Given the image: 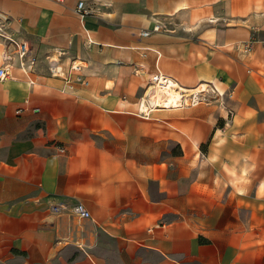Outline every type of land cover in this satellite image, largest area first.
Wrapping results in <instances>:
<instances>
[{"label": "crops", "instance_id": "1", "mask_svg": "<svg viewBox=\"0 0 264 264\" xmlns=\"http://www.w3.org/2000/svg\"><path fill=\"white\" fill-rule=\"evenodd\" d=\"M0 13V264H264V0ZM75 58L68 90L48 66ZM156 72L205 100L148 108Z\"/></svg>", "mask_w": 264, "mask_h": 264}, {"label": "built area", "instance_id": "2", "mask_svg": "<svg viewBox=\"0 0 264 264\" xmlns=\"http://www.w3.org/2000/svg\"><path fill=\"white\" fill-rule=\"evenodd\" d=\"M82 1H78L76 5V11L81 15L85 14V11L82 9ZM0 20H6L5 17L0 13ZM160 29L159 23H157L152 30L158 31ZM2 26L0 25V32ZM141 35L145 36L149 34V31H141ZM15 47L17 48V56L19 59L23 60L26 56L29 55L30 49L26 43H16L14 42ZM30 63H34V58L30 57ZM83 64L81 61H78L76 58L71 59L67 68L63 69L58 63L57 60H51L48 66L49 76L61 79L66 88L71 90L74 83H79L81 85H88L89 81L87 76L83 73ZM9 76V69L7 66L0 67V80H3ZM29 83L33 84L32 80H29ZM149 84L152 89L159 91L158 99L153 101V106H165V107H181L196 105L198 102L205 100L204 93L206 92L205 85H198L193 88H185L180 86L174 79L169 77L166 74L161 72H156L151 75L149 79ZM148 102V101H147ZM148 104V103H147ZM53 211L59 209L58 205L51 206ZM73 212L82 217L88 218L90 216L88 210L81 203H76L73 206Z\"/></svg>", "mask_w": 264, "mask_h": 264}, {"label": "bare ground", "instance_id": "3", "mask_svg": "<svg viewBox=\"0 0 264 264\" xmlns=\"http://www.w3.org/2000/svg\"><path fill=\"white\" fill-rule=\"evenodd\" d=\"M150 89H151V88H150ZM149 93H150V94L148 95L149 97L147 96V97H148V106H149L150 108H153V107H154V106H153V105H154V104H153V101H155L154 97L157 96V95H159V91L154 90V89H151ZM155 98H157V97H155ZM145 105H147V104L142 103V105L140 106L142 110L146 109V108H143V107H145ZM140 107H139V108H140Z\"/></svg>", "mask_w": 264, "mask_h": 264}, {"label": "rangeland", "instance_id": "4", "mask_svg": "<svg viewBox=\"0 0 264 264\" xmlns=\"http://www.w3.org/2000/svg\"><path fill=\"white\" fill-rule=\"evenodd\" d=\"M144 89V91H143V99L146 97L147 98V96L150 94L149 92H150V90L152 89V87H151V85L150 84H146V85H144V87H143ZM151 88V89H150ZM149 97V96H148ZM148 103V102H147ZM148 108H150V107H148ZM141 109V108H140ZM141 111H142V109H141Z\"/></svg>", "mask_w": 264, "mask_h": 264}]
</instances>
